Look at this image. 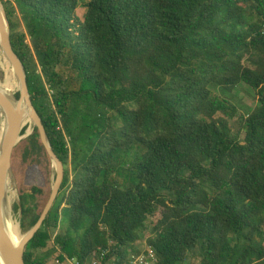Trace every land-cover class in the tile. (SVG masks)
Instances as JSON below:
<instances>
[{"label": "trees", "instance_id": "obj_1", "mask_svg": "<svg viewBox=\"0 0 264 264\" xmlns=\"http://www.w3.org/2000/svg\"><path fill=\"white\" fill-rule=\"evenodd\" d=\"M2 2L65 171L25 264L146 231L159 264H264V0H90L83 19L79 0ZM243 86L247 116L220 94ZM12 160L27 233L52 193L37 129ZM35 170L48 184H22Z\"/></svg>", "mask_w": 264, "mask_h": 264}, {"label": "water", "instance_id": "obj_2", "mask_svg": "<svg viewBox=\"0 0 264 264\" xmlns=\"http://www.w3.org/2000/svg\"><path fill=\"white\" fill-rule=\"evenodd\" d=\"M0 48L12 67L20 98H9L0 87V111L5 122L0 139V259L3 264H25V252L30 241L41 229L60 194L64 180V165L54 152L43 121L33 105L23 62L14 51L11 27L2 0H0ZM31 121L40 133L55 171L52 193L36 225L19 242L12 240L7 230L8 182L13 179L12 159L16 146L24 138L25 123ZM21 204V203H20Z\"/></svg>", "mask_w": 264, "mask_h": 264}, {"label": "rangeland", "instance_id": "obj_3", "mask_svg": "<svg viewBox=\"0 0 264 264\" xmlns=\"http://www.w3.org/2000/svg\"><path fill=\"white\" fill-rule=\"evenodd\" d=\"M89 1L90 0H79V7L77 9L76 14L80 19H83L84 14L86 13L85 4L88 3ZM3 54L4 53L0 48V83L3 84L5 82V80L8 77H10L14 83V88H13L14 93L13 94L17 99H19L20 94H19L17 81L15 79L14 73L12 72L13 70H12L11 65H9V62L6 60V57ZM220 94L225 99L232 102L239 109V114L242 116L243 115L247 116V114H249L250 111H253L258 106V101H257V97H256L255 93L253 91L249 90L245 86L237 89V91L234 93H230L224 89H220ZM4 122H5L4 115L0 111V139L2 136L3 128H4ZM25 129H26V132L23 135L24 138L16 146L14 153H15L16 149L18 147H20V145L23 142H25L35 132V127L31 121H27L25 123ZM242 136H244V134ZM35 171H33L34 173L30 172L29 174L23 173V175L21 177L22 184H27V183L28 184H38V185H44L45 183L48 184V177L46 178L45 181H42L40 173L37 170H35ZM12 172H13V179H11V183L13 185V190H12L13 192H11V193L12 194L14 193V194L12 195L13 205L11 207V214L14 217V219L19 222L21 234L25 235L26 232H24V230H22V227H21V225H22L21 221H22L23 215H22V211L20 208V196H21L20 195V187H19L20 182H19V179L16 176V173H15L14 168H13V160H12ZM54 175H55V171H54V168L52 165V173H51V176L49 179L51 187H52L53 182H54ZM8 196H9V194H8ZM68 225H69V216L65 213L62 215V227H63V229H66ZM149 238H150L149 232L146 231L142 234L141 240H148ZM196 253H200V250H197ZM191 257H192V254L190 255L189 258H191Z\"/></svg>", "mask_w": 264, "mask_h": 264}, {"label": "built area", "instance_id": "obj_4", "mask_svg": "<svg viewBox=\"0 0 264 264\" xmlns=\"http://www.w3.org/2000/svg\"><path fill=\"white\" fill-rule=\"evenodd\" d=\"M150 240H140L124 253L113 252L110 247L102 249L94 257L82 261L77 257L62 255L61 247L56 246L57 254L49 259L47 264H159V258L152 249ZM55 244V240H52Z\"/></svg>", "mask_w": 264, "mask_h": 264}, {"label": "bare ground", "instance_id": "obj_5", "mask_svg": "<svg viewBox=\"0 0 264 264\" xmlns=\"http://www.w3.org/2000/svg\"><path fill=\"white\" fill-rule=\"evenodd\" d=\"M0 87H1L2 91L9 98H13L14 97V94H13L14 93V90H13L14 83H13V81H12V79L10 77H8L3 84L0 83ZM12 190H13V185H12L11 181H9L8 182V193H9V196H8V210H9V214H8V217H7V230H8V233L10 234L12 240H14L15 242H19L22 239L23 235L21 234L19 222L16 221L14 219V217L12 216V214H11V207L13 205V197H12V195L14 194V193L13 194L11 193V192H13ZM0 264H3L1 259H0Z\"/></svg>", "mask_w": 264, "mask_h": 264}]
</instances>
